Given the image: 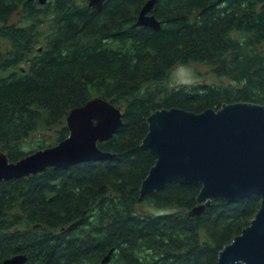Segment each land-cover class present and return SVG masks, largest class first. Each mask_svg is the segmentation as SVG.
<instances>
[{
    "label": "trees",
    "instance_id": "obj_1",
    "mask_svg": "<svg viewBox=\"0 0 264 264\" xmlns=\"http://www.w3.org/2000/svg\"><path fill=\"white\" fill-rule=\"evenodd\" d=\"M147 0H0V151L18 161L66 139L71 108L123 109L114 156L0 182V264H217L261 207L252 194L199 214L202 184L172 181L140 198L156 155L142 147L160 108L264 103V0H158L163 27L137 26ZM41 47V49H40ZM208 64L219 82L167 86L171 68ZM226 78V79H224ZM48 134V135H47Z\"/></svg>",
    "mask_w": 264,
    "mask_h": 264
},
{
    "label": "water",
    "instance_id": "obj_2",
    "mask_svg": "<svg viewBox=\"0 0 264 264\" xmlns=\"http://www.w3.org/2000/svg\"><path fill=\"white\" fill-rule=\"evenodd\" d=\"M157 1L147 0L142 5L137 26L155 30L163 27L153 12ZM105 2L89 0L90 6L99 11ZM222 105L219 110L209 107L205 111L164 107L150 114V129L142 147L155 153L157 161L141 184L140 198L164 189L172 181L202 184L198 204L189 210L190 215L198 217L216 199L236 202L259 193L260 209L250 224L220 250L217 264H264V103L241 100ZM123 118V109L114 102L92 97L84 105L71 108L66 121L70 133L56 145L33 150L18 161L0 151V182L44 172L49 166L107 160L114 153L105 151L99 142L111 139L124 125ZM114 251L111 248L102 262L109 264ZM28 261L29 255L22 252L1 264Z\"/></svg>",
    "mask_w": 264,
    "mask_h": 264
},
{
    "label": "rangeland",
    "instance_id": "obj_3",
    "mask_svg": "<svg viewBox=\"0 0 264 264\" xmlns=\"http://www.w3.org/2000/svg\"><path fill=\"white\" fill-rule=\"evenodd\" d=\"M171 69L168 79L164 80L167 86H176L177 81L181 78L191 84L197 81L219 82L218 76L215 74L212 67L199 61H194L191 64H176Z\"/></svg>",
    "mask_w": 264,
    "mask_h": 264
},
{
    "label": "clouds",
    "instance_id": "obj_4",
    "mask_svg": "<svg viewBox=\"0 0 264 264\" xmlns=\"http://www.w3.org/2000/svg\"><path fill=\"white\" fill-rule=\"evenodd\" d=\"M187 83V81H185L184 79H179L178 81H177V85L178 86H184L185 84Z\"/></svg>",
    "mask_w": 264,
    "mask_h": 264
},
{
    "label": "flooded vegetation",
    "instance_id": "obj_5",
    "mask_svg": "<svg viewBox=\"0 0 264 264\" xmlns=\"http://www.w3.org/2000/svg\"><path fill=\"white\" fill-rule=\"evenodd\" d=\"M154 12V11H153Z\"/></svg>",
    "mask_w": 264,
    "mask_h": 264
}]
</instances>
